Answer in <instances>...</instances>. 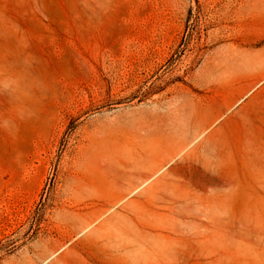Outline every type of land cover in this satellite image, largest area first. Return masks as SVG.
Instances as JSON below:
<instances>
[{
    "label": "rangeland",
    "instance_id": "rangeland-1",
    "mask_svg": "<svg viewBox=\"0 0 264 264\" xmlns=\"http://www.w3.org/2000/svg\"><path fill=\"white\" fill-rule=\"evenodd\" d=\"M0 264H264V0H0Z\"/></svg>",
    "mask_w": 264,
    "mask_h": 264
},
{
    "label": "bare ground",
    "instance_id": "bare-ground-1",
    "mask_svg": "<svg viewBox=\"0 0 264 264\" xmlns=\"http://www.w3.org/2000/svg\"><path fill=\"white\" fill-rule=\"evenodd\" d=\"M210 125H211V122L202 125V126L199 128V131H200V132H204V131H205ZM188 143H189V137H187V138L181 143V147H185L186 145H188ZM73 222H74L78 227H81V226H83L84 224L87 223V218H86V217H83V216H74V218H73Z\"/></svg>",
    "mask_w": 264,
    "mask_h": 264
}]
</instances>
